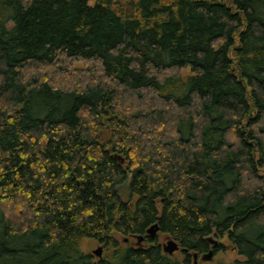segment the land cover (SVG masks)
I'll use <instances>...</instances> for the list:
<instances>
[{
	"label": "trees",
	"instance_id": "1",
	"mask_svg": "<svg viewBox=\"0 0 264 264\" xmlns=\"http://www.w3.org/2000/svg\"><path fill=\"white\" fill-rule=\"evenodd\" d=\"M229 249L264 264V0H0V264Z\"/></svg>",
	"mask_w": 264,
	"mask_h": 264
},
{
	"label": "rangeland",
	"instance_id": "2",
	"mask_svg": "<svg viewBox=\"0 0 264 264\" xmlns=\"http://www.w3.org/2000/svg\"><path fill=\"white\" fill-rule=\"evenodd\" d=\"M76 65H79V64H76ZM82 67H85V66L82 64ZM94 67L96 69H98L97 66H94ZM48 74H50L49 76H51V75L58 76L57 72L55 70L54 71L52 70L51 72L48 71ZM73 75L77 76V78H83V79H85L87 77V75L84 74V73L82 75H80V74L77 75V74L73 73ZM60 80H62V79L58 78V82ZM120 190H121L120 192H121L123 198L126 199V197L128 196L127 184L125 183ZM154 237L150 238V239L152 240V239H154ZM156 238H157V242L161 246H163V244H166L168 239H172L168 235L160 234V233H158L156 235ZM212 239L215 240L214 238H212ZM222 241L225 242L224 239ZM124 242H126L127 244H133L134 245V244L137 243V240L135 238H131V239H128V240L125 239ZM141 242L143 244L146 243L145 241L143 242V240ZM100 246L102 247V245L100 243H97V242H94V241H88V244H86L84 248H85L86 252L91 253L95 258H98L96 255L93 254V251L95 249H97L98 247H100ZM102 253H103V247H102ZM172 257L174 259L182 261V253H181V251L180 250L175 251L172 254ZM236 258H239V255L237 254V252L235 250H233V249H229L228 251H226L224 253L220 251L217 254L212 255V257L209 259V262H211L212 264H216V263H219V262L223 263V264H230ZM194 262H195V264H202L198 257L196 258V261H194V258H193V263Z\"/></svg>",
	"mask_w": 264,
	"mask_h": 264
},
{
	"label": "water",
	"instance_id": "3",
	"mask_svg": "<svg viewBox=\"0 0 264 264\" xmlns=\"http://www.w3.org/2000/svg\"><path fill=\"white\" fill-rule=\"evenodd\" d=\"M158 229H159V227L156 223L152 224L146 230L147 236L149 238H153ZM136 238H137V242H141L144 239L143 236H138ZM162 250H163V252L167 253L168 255H172L175 251L182 250V249H181L179 243L172 238V239H168L166 244H163ZM93 254L96 255L97 257H101L102 256V247L100 246L97 249H95L93 251ZM211 257H212V251H209L208 253H206L205 255L202 256V259L209 260ZM193 258H194V261H196V258H197L196 253L193 254ZM193 264H195V262Z\"/></svg>",
	"mask_w": 264,
	"mask_h": 264
}]
</instances>
